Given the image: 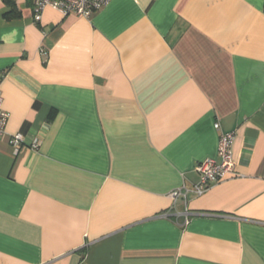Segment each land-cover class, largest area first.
Listing matches in <instances>:
<instances>
[{"label": "crops", "instance_id": "1", "mask_svg": "<svg viewBox=\"0 0 264 264\" xmlns=\"http://www.w3.org/2000/svg\"><path fill=\"white\" fill-rule=\"evenodd\" d=\"M11 1L0 264H264V0H111L39 22ZM220 133L233 172L197 198Z\"/></svg>", "mask_w": 264, "mask_h": 264}, {"label": "built area", "instance_id": "2", "mask_svg": "<svg viewBox=\"0 0 264 264\" xmlns=\"http://www.w3.org/2000/svg\"><path fill=\"white\" fill-rule=\"evenodd\" d=\"M111 0H34L33 2V19L39 22L44 9L50 8L59 12L63 17L75 15L83 18H90L93 14L104 8ZM41 54L45 58L48 53L41 49ZM1 76V75H0ZM9 114L2 108V97L0 94V139L4 135ZM216 131L220 130L218 123L214 124ZM234 140L233 133H220L217 144V158L218 162L213 159H206L196 166V171L199 174V181L192 187L191 194L195 197L202 196L205 192L213 186L220 183L224 177L233 172V156H232V142ZM23 142V137L20 133L11 135L9 137V145L18 150ZM38 146L35 141L32 144L33 148ZM186 194L176 191L170 194L173 204L179 198H185ZM187 222V213H185L184 223Z\"/></svg>", "mask_w": 264, "mask_h": 264}, {"label": "trees", "instance_id": "3", "mask_svg": "<svg viewBox=\"0 0 264 264\" xmlns=\"http://www.w3.org/2000/svg\"><path fill=\"white\" fill-rule=\"evenodd\" d=\"M4 2L6 3V4H10V5H12V1L11 0H4ZM12 7V6H11ZM13 8V7H12ZM263 10H264V5H263Z\"/></svg>", "mask_w": 264, "mask_h": 264}]
</instances>
